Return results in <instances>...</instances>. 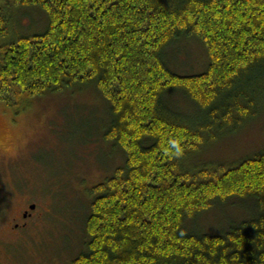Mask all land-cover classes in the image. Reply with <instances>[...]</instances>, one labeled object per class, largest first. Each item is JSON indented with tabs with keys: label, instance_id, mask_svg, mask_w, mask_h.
I'll return each instance as SVG.
<instances>
[{
	"label": "trees",
	"instance_id": "16d2710c",
	"mask_svg": "<svg viewBox=\"0 0 264 264\" xmlns=\"http://www.w3.org/2000/svg\"><path fill=\"white\" fill-rule=\"evenodd\" d=\"M6 5L0 104L90 86L107 106L100 140L121 159L89 189L71 264H264V149L236 164L189 160L264 111V0ZM23 8L44 14L43 31L19 33ZM196 44L203 68L177 65ZM175 92L194 113L173 110ZM217 207L234 213L221 227L206 220Z\"/></svg>",
	"mask_w": 264,
	"mask_h": 264
},
{
	"label": "rangeland",
	"instance_id": "374dc122",
	"mask_svg": "<svg viewBox=\"0 0 264 264\" xmlns=\"http://www.w3.org/2000/svg\"><path fill=\"white\" fill-rule=\"evenodd\" d=\"M6 4L0 0V14H8ZM24 9L27 16L17 18L19 33L43 31L44 14ZM187 50L175 58L176 64L201 70L204 59L198 45ZM170 94L166 100L176 113H194L180 92ZM10 100L14 105L0 104V129L22 126L30 139L18 157L0 156V264H71L84 247L89 189L121 161L113 157L115 149L100 140L107 106L90 86L20 105L14 97ZM215 137L193 153L190 162L236 164L263 150L264 111L241 128L223 129ZM235 208L238 214L244 211ZM25 211L31 215L23 218ZM232 214L230 208L217 207L206 220L221 227Z\"/></svg>",
	"mask_w": 264,
	"mask_h": 264
},
{
	"label": "clouds",
	"instance_id": "9594fccd",
	"mask_svg": "<svg viewBox=\"0 0 264 264\" xmlns=\"http://www.w3.org/2000/svg\"><path fill=\"white\" fill-rule=\"evenodd\" d=\"M30 139L22 126L0 129V156L16 158L26 148Z\"/></svg>",
	"mask_w": 264,
	"mask_h": 264
},
{
	"label": "flooded vegetation",
	"instance_id": "af4514ba",
	"mask_svg": "<svg viewBox=\"0 0 264 264\" xmlns=\"http://www.w3.org/2000/svg\"><path fill=\"white\" fill-rule=\"evenodd\" d=\"M31 214H30V212L29 211H25L24 213H23V218H26V217H28V216H30ZM18 225H15V227H17Z\"/></svg>",
	"mask_w": 264,
	"mask_h": 264
},
{
	"label": "water",
	"instance_id": "95a60500",
	"mask_svg": "<svg viewBox=\"0 0 264 264\" xmlns=\"http://www.w3.org/2000/svg\"><path fill=\"white\" fill-rule=\"evenodd\" d=\"M34 207H35L34 204L30 205V209H34Z\"/></svg>",
	"mask_w": 264,
	"mask_h": 264
}]
</instances>
